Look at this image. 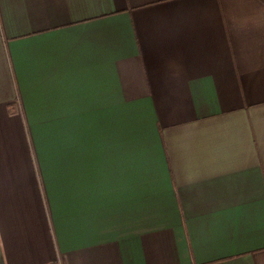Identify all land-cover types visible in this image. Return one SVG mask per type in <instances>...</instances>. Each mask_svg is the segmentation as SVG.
<instances>
[{
  "label": "crops",
  "instance_id": "0c3cea01",
  "mask_svg": "<svg viewBox=\"0 0 264 264\" xmlns=\"http://www.w3.org/2000/svg\"><path fill=\"white\" fill-rule=\"evenodd\" d=\"M0 264H264V0H0Z\"/></svg>",
  "mask_w": 264,
  "mask_h": 264
}]
</instances>
